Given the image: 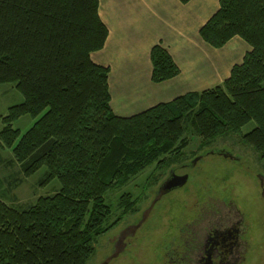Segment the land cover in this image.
Here are the masks:
<instances>
[{
    "label": "trees",
    "instance_id": "16d2710c",
    "mask_svg": "<svg viewBox=\"0 0 264 264\" xmlns=\"http://www.w3.org/2000/svg\"><path fill=\"white\" fill-rule=\"evenodd\" d=\"M99 5V0H0V85L16 83L24 96L2 117L0 145L12 150L26 176L45 166L40 184L61 182L57 193L27 209L0 198V264H88L95 240L123 219L110 223L107 193L154 163L169 165V155L180 156L190 144L187 123L205 148L255 121L244 138L264 161V0H220L200 29L215 48L234 36L252 47L229 78L130 117L114 112L110 68L91 57L109 34ZM151 59L155 83L180 73L161 43L152 48ZM24 115L37 120L22 134L14 123ZM120 204L123 214L139 209L131 193Z\"/></svg>",
    "mask_w": 264,
    "mask_h": 264
},
{
    "label": "rangeland",
    "instance_id": "374dc122",
    "mask_svg": "<svg viewBox=\"0 0 264 264\" xmlns=\"http://www.w3.org/2000/svg\"><path fill=\"white\" fill-rule=\"evenodd\" d=\"M23 101L16 83L0 85V130L2 117L9 108ZM36 120L24 115L14 127L23 134ZM255 126L256 122L252 121L240 133L217 137L202 148L201 137L187 123L186 136L190 144L180 156L169 155V165L159 168L154 163L127 185L107 193V201L113 208L110 223L117 217L123 219L95 240V253L88 264H158L166 248L179 238L182 225L188 224L185 228L192 232V222L203 226L225 215L238 219L237 209L250 226L246 238L251 246L244 264H264V161L244 138ZM224 152L229 155L224 156ZM183 162L190 165L186 170L190 173L188 182L183 187L159 193L170 170L179 168ZM46 171L44 166L26 176L12 150L0 145V198L23 210L42 196L54 195L61 189V182L56 178L41 185ZM184 171L177 170L178 173ZM124 193L137 198V211L123 214L120 199ZM122 236L121 241L117 239Z\"/></svg>",
    "mask_w": 264,
    "mask_h": 264
},
{
    "label": "crops",
    "instance_id": "0c3cea01",
    "mask_svg": "<svg viewBox=\"0 0 264 264\" xmlns=\"http://www.w3.org/2000/svg\"><path fill=\"white\" fill-rule=\"evenodd\" d=\"M99 15L109 30L92 60L110 68L111 105L130 117L189 92L222 84L252 47L240 36L215 48L200 29L220 8V0H99ZM161 43L180 73L164 82L152 80L151 50Z\"/></svg>",
    "mask_w": 264,
    "mask_h": 264
},
{
    "label": "flooded vegetation",
    "instance_id": "af4514ba",
    "mask_svg": "<svg viewBox=\"0 0 264 264\" xmlns=\"http://www.w3.org/2000/svg\"><path fill=\"white\" fill-rule=\"evenodd\" d=\"M189 166L188 162H183L179 168L171 169L158 192L170 191L165 186L172 176L188 174L190 178V173L186 172ZM177 170L185 171L178 173ZM241 213L237 209L238 219L233 220L225 215L212 221L207 220L210 222L203 226L192 222V232L185 228L188 224L182 225L179 228V238L166 248L158 264H244L251 246L246 238L250 226ZM118 238L121 241L124 237Z\"/></svg>",
    "mask_w": 264,
    "mask_h": 264
},
{
    "label": "water",
    "instance_id": "95a60500",
    "mask_svg": "<svg viewBox=\"0 0 264 264\" xmlns=\"http://www.w3.org/2000/svg\"><path fill=\"white\" fill-rule=\"evenodd\" d=\"M223 155L228 156L229 154L224 152ZM230 157H232V156H230ZM194 162H196V161H194ZM188 179H189L188 174L172 176L170 178V180L168 181V183L166 184L165 189L173 190L175 188L183 187L188 182Z\"/></svg>",
    "mask_w": 264,
    "mask_h": 264
}]
</instances>
